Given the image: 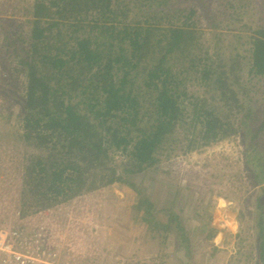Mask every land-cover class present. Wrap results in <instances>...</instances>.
Masks as SVG:
<instances>
[{"label":"rangeland","instance_id":"rangeland-1","mask_svg":"<svg viewBox=\"0 0 264 264\" xmlns=\"http://www.w3.org/2000/svg\"><path fill=\"white\" fill-rule=\"evenodd\" d=\"M34 1L0 0V264L11 261L1 244L6 232L14 229L40 236V242L58 252L63 264H111L114 258L129 264L135 259L136 264H180L178 257L184 247L174 233H181V227L188 237L184 257L190 264H264L259 245L263 239L264 182L255 179L245 162L250 143L255 144L256 153H264V128L259 129L264 125V78L251 73L253 43L264 29V0H118L119 7L115 4L114 8L126 12L124 23H138L155 32V27L172 26L194 31L188 49L173 60L174 71L182 77L183 114L159 149L155 166L127 172L131 166L122 164L125 153L111 150L113 166L117 165L119 174L134 182L139 191L130 183L114 182L46 209L31 204L35 198L29 196V189L23 194L26 164L33 155L43 156L45 149L40 153L22 138L20 99L25 94L26 73L14 51L16 44L8 37L14 35L12 41L29 48ZM94 19L85 20L84 26L74 25L72 20L62 23L60 40L62 36L67 39L75 26L81 36L99 30H91ZM146 37L156 56L164 54L167 40L157 43L162 36L143 31L141 39ZM199 54L220 64L227 61L218 71L225 70L223 76L239 99L231 101L229 92L230 108L219 95L212 97L218 91L207 92V82L203 81L204 85L187 66ZM176 55L179 51L168 57ZM139 69L142 76L143 69ZM141 79L135 86L142 85ZM197 97L202 98L204 107H215L217 114L232 121L237 131L226 137L207 136L202 116L198 119L193 111V98ZM149 107L145 102L143 112L148 115H144V125L152 122ZM257 133L259 138L253 136ZM138 198L151 201L149 219H142L143 212H137ZM148 208L143 205L144 210ZM171 212L178 214V223L169 221ZM167 222L165 229L162 225ZM91 256L98 258L94 261Z\"/></svg>","mask_w":264,"mask_h":264},{"label":"trees","instance_id":"trees-1","mask_svg":"<svg viewBox=\"0 0 264 264\" xmlns=\"http://www.w3.org/2000/svg\"><path fill=\"white\" fill-rule=\"evenodd\" d=\"M117 1L35 0L29 48L23 49L12 41L14 35L8 36L16 44L14 51L21 57L26 73L25 94L20 99L22 138L38 152L45 149L43 156L33 155L26 164L23 194L28 189L31 191L29 196L35 198L31 204L36 208H52L114 182L124 181L135 186L119 174L117 165L113 166L111 150L125 153L126 161L122 164L132 168L125 169L127 172L153 167L158 163L159 149L172 136L183 114L180 106L183 91L179 90L182 77L178 78L174 71L173 60L188 49L194 31L172 26L155 27V32L145 30L138 23H124L127 14L114 8ZM116 5L119 7L118 3ZM91 16L95 17L91 30L94 27L99 30L81 36L80 28L75 26L71 33L67 31V39L62 36L60 40L62 23L66 25L72 20L74 25L84 26L83 22ZM143 31L162 36L157 43L167 40L164 54L155 55L150 38L141 39ZM259 33L253 43L251 73L264 78V29ZM53 37L55 40L50 43ZM178 51L179 55L168 57ZM189 65L202 82H207V92L211 93L213 88L218 91L212 97L219 95L228 108L232 105L227 96L229 92L233 94L231 101H239L223 76L225 70L218 71L227 66V61L220 64L199 54ZM139 68L143 69L142 76H139ZM141 77L142 85L135 86ZM145 102L150 103L153 116L147 125L142 123L144 115H148L143 112ZM202 102V98H193V111L198 119L202 116L200 122L207 136L226 137L237 131L226 116L222 118L215 107L208 109ZM263 128L262 123L259 129ZM253 136L259 138L260 135ZM255 149V144L247 145L245 162L253 170L255 179L264 182V153H256ZM137 203V212H143L141 218L149 219L151 201L138 198ZM143 205L149 208L144 210ZM170 220H179L178 214L171 212ZM169 223L162 227L167 229ZM261 223H264L263 218ZM180 229L181 233L175 232L174 237L188 250V237L183 227ZM261 229L260 256L264 259V225ZM178 259L180 264H190L186 259Z\"/></svg>","mask_w":264,"mask_h":264},{"label":"built area","instance_id":"built-area-1","mask_svg":"<svg viewBox=\"0 0 264 264\" xmlns=\"http://www.w3.org/2000/svg\"><path fill=\"white\" fill-rule=\"evenodd\" d=\"M6 233V240L1 245L3 248L6 246L11 261L4 264H63L59 262L58 252L52 251L49 246L40 242L42 240L40 236L28 235L23 229H14ZM115 264L125 262L118 261Z\"/></svg>","mask_w":264,"mask_h":264},{"label":"crops","instance_id":"crops-1","mask_svg":"<svg viewBox=\"0 0 264 264\" xmlns=\"http://www.w3.org/2000/svg\"><path fill=\"white\" fill-rule=\"evenodd\" d=\"M98 258V257H97ZM97 258H96V256H91L90 257V259H93L94 261L95 260H97ZM122 259V257L120 258V260ZM90 261V260H89ZM112 261V262H111ZM121 261H123V262H126L127 264H129V262L128 261H126V260H124V259H122ZM136 259L135 260H132V262L134 263V264H136ZM118 262V260H115V258H114V260H110L109 261V263H111V264H115V263H117Z\"/></svg>","mask_w":264,"mask_h":264},{"label":"water","instance_id":"water-1","mask_svg":"<svg viewBox=\"0 0 264 264\" xmlns=\"http://www.w3.org/2000/svg\"><path fill=\"white\" fill-rule=\"evenodd\" d=\"M180 257L183 258V259H186V257H184V248L181 249Z\"/></svg>","mask_w":264,"mask_h":264}]
</instances>
